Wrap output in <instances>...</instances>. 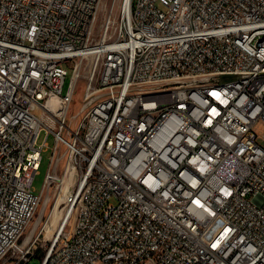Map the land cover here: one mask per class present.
<instances>
[{
	"label": "built area",
	"instance_id": "1",
	"mask_svg": "<svg viewBox=\"0 0 264 264\" xmlns=\"http://www.w3.org/2000/svg\"><path fill=\"white\" fill-rule=\"evenodd\" d=\"M103 3L0 0V261L74 172L49 264H264V0Z\"/></svg>",
	"mask_w": 264,
	"mask_h": 264
},
{
	"label": "rangeland",
	"instance_id": "2",
	"mask_svg": "<svg viewBox=\"0 0 264 264\" xmlns=\"http://www.w3.org/2000/svg\"><path fill=\"white\" fill-rule=\"evenodd\" d=\"M105 1V6L101 9V14L99 17V20L102 21L103 18L106 15L107 10H109L112 6L114 7V12L115 14H119L123 8L124 1L125 0H104ZM136 0H134L135 2ZM70 74L71 70L69 69L68 76L66 77L65 84H64V90L67 88L69 81H70ZM84 82L80 81L79 86L76 92V95L74 96L72 106H71V111L70 113H75L81 103H82V95L84 91ZM255 132L259 135L262 136L264 132V121L259 120L254 126ZM46 137V132L43 131L41 132L39 138H38V144H42L44 139ZM49 143V148H47L43 152V159L41 162V166L39 167L38 173L35 175L34 180H33V188L35 189L36 192L40 193L43 191V186H44V181L45 177L50 165V157L52 155V147L55 143L53 135H50L47 139ZM259 141L264 145V141L262 139H259ZM65 161L61 162L58 168V174L62 175L64 173V167H65ZM64 191V192H63ZM60 192V186L58 187H53L51 192L49 193L48 196V202L46 205H44L45 202V197H43L37 212L35 213L34 217L32 218L25 235L23 237V240L29 239L28 236L32 230L33 227H35L34 232H33V239L35 240V245H34V255L31 256V259L27 261L26 263H19V264H49V260L47 258L48 252L52 246V240L57 234L56 232L58 231L59 227L62 225L63 221H65L69 214L67 215L68 209L65 208V202H63L65 190ZM46 191L44 192L43 195H45ZM61 199V200H60ZM58 200V202H57ZM58 205L59 207V215L54 218L50 224V227L47 226L45 228L46 222L49 218L50 213L52 212L53 208L55 205ZM67 209V210H66ZM66 214V215H65ZM66 217V218H65ZM70 225H67V229H69ZM15 260L9 259V257H5L0 261V264H13Z\"/></svg>",
	"mask_w": 264,
	"mask_h": 264
},
{
	"label": "bare ground",
	"instance_id": "3",
	"mask_svg": "<svg viewBox=\"0 0 264 264\" xmlns=\"http://www.w3.org/2000/svg\"><path fill=\"white\" fill-rule=\"evenodd\" d=\"M126 3H128V0H126ZM104 6H105V1H104V3H103V7H104ZM154 88H155V79H148V81H145V82H144V80H137V91H139V92H152V91H154ZM93 167H100V159H93ZM73 180H74V172H72V173L70 174V176H69V173H68V174L66 175V182H65V185H64V189H63V190H65V192H69V189H70V187H71V184H72ZM45 191H46V188H43V191L40 192V193L36 192V195H43ZM63 192H64V191H63ZM45 195H46V193H45ZM60 200H61V199H60ZM47 202H48V196L46 195L44 205H46ZM57 202H58V200H57ZM67 209H68V208H67ZM67 209H66V210H67ZM68 210H69V209H68ZM59 212H60L59 207H58V205L56 204V205L54 206L52 212H51L50 215H49V218H48V220H47V222H46L45 228H46L47 226L50 227L51 222H52L53 220H55L54 218H56V217L59 215ZM68 214H69V213H68ZM68 214H67V215H68ZM65 215H66V214H65ZM65 218H66V217H65ZM67 220H68V218H67L65 221H63V223H61V224H63V225L66 224ZM63 225H61V226L63 227ZM61 226H60V227H61ZM60 227H59V229H60ZM34 228H35V227L32 228V230H31V232H30L28 238H30V237L33 235V232H34V230H35ZM59 229H58V230H59ZM56 233H57V232H56ZM27 240H28V239H27ZM49 252H50V255H57V244H52V246H51Z\"/></svg>",
	"mask_w": 264,
	"mask_h": 264
},
{
	"label": "water",
	"instance_id": "4",
	"mask_svg": "<svg viewBox=\"0 0 264 264\" xmlns=\"http://www.w3.org/2000/svg\"><path fill=\"white\" fill-rule=\"evenodd\" d=\"M32 239H33V236H31V237L29 238V241H32Z\"/></svg>",
	"mask_w": 264,
	"mask_h": 264
}]
</instances>
